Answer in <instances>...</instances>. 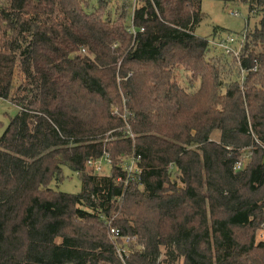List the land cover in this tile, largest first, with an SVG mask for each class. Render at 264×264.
<instances>
[{"label": "trees", "instance_id": "1", "mask_svg": "<svg viewBox=\"0 0 264 264\" xmlns=\"http://www.w3.org/2000/svg\"><path fill=\"white\" fill-rule=\"evenodd\" d=\"M218 1L260 14L224 92L195 34L202 0H136L130 25L99 0H0V99L17 109L0 137V264H120L111 227L135 238L127 264H264V0ZM130 155L141 181L124 187ZM105 156L110 175L88 173ZM64 169L79 194L50 188Z\"/></svg>", "mask_w": 264, "mask_h": 264}, {"label": "rangeland", "instance_id": "2", "mask_svg": "<svg viewBox=\"0 0 264 264\" xmlns=\"http://www.w3.org/2000/svg\"><path fill=\"white\" fill-rule=\"evenodd\" d=\"M90 1V11L97 9L99 6L98 0ZM105 2V9L102 11L103 15L110 14L113 19L117 18L121 13V9L127 13V24H131V17L134 8L137 6L136 0H99ZM201 11L203 17L199 22L197 28H195V34L198 37L206 38L208 40V53L207 58L211 60H220V71L222 72L221 78V90L225 91L229 86L241 85L245 79L246 73L239 70L238 65L234 62L235 59L243 53L245 48L246 35L253 31L257 26L260 19V14L257 11H249L248 6L235 1L232 3H224L218 0H202ZM234 39L231 43L233 49L232 54H225L221 49V43H226L227 39ZM178 82L182 87L188 88V80L186 74L182 71L177 72ZM22 82V76L18 74L16 80V86ZM196 84L195 87H198ZM17 114V109L8 100L0 99V137L2 136L10 117ZM122 131V130H121ZM127 131H122V135H127ZM112 139H116L112 137ZM211 141L219 143V132L214 131L211 133ZM195 148V147H193ZM194 150V149H193ZM250 149L240 151L238 157V163L235 165L233 171L238 172L247 168L251 162ZM130 156H122L118 161V165L124 164L122 158H131ZM130 160V159H128ZM121 161V163H119ZM96 163L100 166L101 170H88V173L93 175L109 176L111 172L110 164L102 160H97ZM64 179L60 183L52 182L50 188L55 191H59L66 194H79L81 185L78 176L75 173L70 172L67 169L63 170ZM170 180L178 186L180 184V173L175 168H170ZM262 195H264L262 193ZM126 242L118 241L120 244H124L129 250L134 247L135 238L127 237ZM264 241V222L261 228L256 232V242ZM132 251H130L131 253ZM129 256V260H130ZM166 259V249H161L159 260L162 262ZM127 260V261H129ZM170 264V263H162ZM171 264H182V259L175 261Z\"/></svg>", "mask_w": 264, "mask_h": 264}, {"label": "built area", "instance_id": "3", "mask_svg": "<svg viewBox=\"0 0 264 264\" xmlns=\"http://www.w3.org/2000/svg\"><path fill=\"white\" fill-rule=\"evenodd\" d=\"M234 39L228 38L226 43H221V50L225 54H232L233 49H231ZM105 158V161L110 164V160L108 159L107 156L103 157ZM102 158V159H103ZM99 159V160H102ZM130 159V160H128ZM122 161L124 164L119 165L121 170L124 173V178L119 177L116 181L117 183H122L124 187H128L130 185H134L137 182L141 181V168L138 166V163L140 161L139 156H133L131 158H122ZM121 163V161L119 162ZM87 169H94L97 171H100L101 168L100 166L96 163V161H88L87 162ZM109 236L110 239L113 241V244L115 245V254L117 258L120 261V264H127V260L129 259L130 256V250L128 247H125L124 244H120L118 241H124L126 242V238L124 236H119L118 230L115 228L111 227L109 230Z\"/></svg>", "mask_w": 264, "mask_h": 264}]
</instances>
